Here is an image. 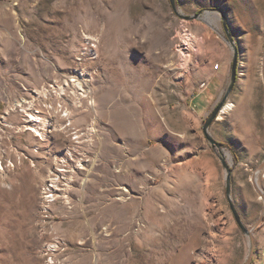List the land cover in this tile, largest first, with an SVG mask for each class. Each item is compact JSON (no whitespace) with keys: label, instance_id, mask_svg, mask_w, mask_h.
I'll list each match as a JSON object with an SVG mask.
<instances>
[{"label":"rangeland","instance_id":"374dc122","mask_svg":"<svg viewBox=\"0 0 264 264\" xmlns=\"http://www.w3.org/2000/svg\"><path fill=\"white\" fill-rule=\"evenodd\" d=\"M223 16L238 77L208 133L253 227L264 209V0H0V172L14 188L8 197L0 177V264H245L249 238L203 130L231 76ZM77 73L92 92L82 107L39 95ZM31 111L61 130L37 136ZM42 191L54 195L43 211Z\"/></svg>","mask_w":264,"mask_h":264},{"label":"bare ground","instance_id":"6f19581e","mask_svg":"<svg viewBox=\"0 0 264 264\" xmlns=\"http://www.w3.org/2000/svg\"><path fill=\"white\" fill-rule=\"evenodd\" d=\"M85 82L86 81H84V75H82L81 73H77L75 77L69 78L68 81H65V83L61 87H55L52 90L42 91L39 95L44 98L56 95L58 98L63 99L66 102L71 101L75 105L82 107L83 100L85 98L92 99V92L88 89L87 91L85 90ZM91 104L93 106V100L91 101ZM17 106L20 108L21 112H27L32 107L31 104H27L25 106L23 104H19ZM230 107L231 105L227 106V108L229 109ZM27 121L31 124L27 128L31 129L37 136L40 137L45 136V133L43 131H45L48 127L51 128V132H57L61 130L59 128L58 122L55 119L50 120L47 117L41 116L38 111H31L30 114H28ZM2 169L4 170V168L1 167V170ZM0 177L2 178L1 184L4 193L8 197L12 196L14 193V188L10 184L4 182L5 180L3 172H0ZM54 185V181H52L51 185H48L47 187L48 190L51 191V187H54ZM47 188H45L44 190H47ZM45 194L46 193H44L43 191L40 193L39 207L42 211L43 209H45V201L49 200L50 197L54 198V195L47 196ZM256 264H264V250L260 254L258 262Z\"/></svg>","mask_w":264,"mask_h":264},{"label":"water","instance_id":"95a60500","mask_svg":"<svg viewBox=\"0 0 264 264\" xmlns=\"http://www.w3.org/2000/svg\"><path fill=\"white\" fill-rule=\"evenodd\" d=\"M171 4L174 8H176V0H170ZM223 22H224V27L225 30L227 32V35L229 37L230 43L233 47V51H234V56H233V61H232V67H231V76H230V81H229V85L228 88L225 92V94L223 95L222 99L217 103L215 109L212 111V113L210 114V116L206 119V122L204 124L203 130L205 132V135L209 141V143L211 144V146L213 148H217L219 150L220 153V158L221 161L226 169V195L227 198L229 200V204H230V208L234 214V217L236 219L237 224L239 225V227L241 228L242 232L244 234H246L249 238V254L247 257V260L245 262V264H253V258H254V254H255V238H254V230L255 227L258 226V224L262 221V219L264 218V209L262 211V215L260 220L258 221V223H256L255 226L253 227H246L245 224L243 223L241 216L239 215V213L237 212L232 200H231V182H232V168L231 166L227 163L226 159L224 158V154L222 149L224 148V144L216 141L215 139H213L208 131L211 127V125L213 124V122L215 120L218 119L219 115L223 112V109L226 106V103L230 97V95L232 94L235 85L237 83V77H238V49L237 46L235 45L230 33H229V29L227 27V23H226V19L223 16Z\"/></svg>","mask_w":264,"mask_h":264},{"label":"crops","instance_id":"0c3cea01","mask_svg":"<svg viewBox=\"0 0 264 264\" xmlns=\"http://www.w3.org/2000/svg\"><path fill=\"white\" fill-rule=\"evenodd\" d=\"M250 211V210H249ZM247 211V212H249ZM255 242H256V255L257 257L254 259L253 263L256 264L259 259V255L264 250V226L255 233Z\"/></svg>","mask_w":264,"mask_h":264},{"label":"built area","instance_id":"2783aa9c","mask_svg":"<svg viewBox=\"0 0 264 264\" xmlns=\"http://www.w3.org/2000/svg\"><path fill=\"white\" fill-rule=\"evenodd\" d=\"M11 163H12L11 161L8 162V164H11Z\"/></svg>","mask_w":264,"mask_h":264}]
</instances>
